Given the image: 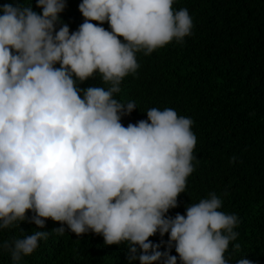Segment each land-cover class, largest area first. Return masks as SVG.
Listing matches in <instances>:
<instances>
[{
    "label": "clouds",
    "instance_id": "clouds-1",
    "mask_svg": "<svg viewBox=\"0 0 264 264\" xmlns=\"http://www.w3.org/2000/svg\"><path fill=\"white\" fill-rule=\"evenodd\" d=\"M173 4L82 0L84 22L71 33L59 15L66 0H36L40 13L31 4L0 6V229L22 222L43 229L51 219L60 236L66 225L77 236L101 235L106 245L127 242L130 264L162 257L177 264L173 246L180 264H228L239 221L220 211L215 193L187 205L186 214L167 215L194 171L192 119L153 107L125 127L122 116L137 105L113 98L137 72V53L149 56L191 35L188 10ZM97 75L107 89L78 87ZM157 232L168 234L169 251L149 240ZM49 235L4 240L0 250L18 264Z\"/></svg>",
    "mask_w": 264,
    "mask_h": 264
},
{
    "label": "trees",
    "instance_id": "trees-1",
    "mask_svg": "<svg viewBox=\"0 0 264 264\" xmlns=\"http://www.w3.org/2000/svg\"><path fill=\"white\" fill-rule=\"evenodd\" d=\"M81 2L66 0L59 14L70 33L84 22ZM5 4H31L34 11L42 12L36 0H0V6ZM183 8L192 18L191 35L149 56L137 53V72L123 79L121 91L113 98L137 105L130 115L122 116L125 127L146 120V111L153 107L172 108L192 119L197 138L194 171L187 178L186 191L178 196V206L167 215L186 214L187 205L215 193L222 200L220 211L235 214L239 221L234 228L238 236L224 254L228 264L241 258L264 264V0H174V10ZM100 26L111 31L107 22ZM89 86L108 87L99 75L78 83L80 88ZM57 227L60 224L51 219L43 229L22 222L0 229V242L35 231L50 232L18 264H130L127 242L106 245L101 235L89 231L77 236L66 225L60 236L51 232ZM168 239V234L161 237L159 232L149 237L162 253L169 251ZM169 254L177 256L180 264L174 246ZM0 264L16 262L0 250Z\"/></svg>",
    "mask_w": 264,
    "mask_h": 264
}]
</instances>
